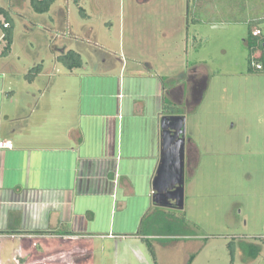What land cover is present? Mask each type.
<instances>
[{
	"label": "rangeland",
	"instance_id": "obj_1",
	"mask_svg": "<svg viewBox=\"0 0 264 264\" xmlns=\"http://www.w3.org/2000/svg\"><path fill=\"white\" fill-rule=\"evenodd\" d=\"M65 1L56 0L48 13L36 14L30 0H0L13 21L11 53L0 57L3 82L24 83L42 62L47 72L41 74L43 80L67 76L68 70L51 50L55 46L76 51L78 45L92 67L105 58L145 60L146 52L125 56L118 31L116 36L108 28L98 31L100 48L94 46L99 39L90 42L73 35L81 17L71 2L67 12ZM113 1L118 8V0ZM166 1L165 6L155 1L144 8L136 27L142 37L156 20L174 22L170 40L182 44L174 61L155 59L161 75L173 77L165 79V87L181 86L189 94L196 77L191 75L186 82V76L196 67L207 78L197 100L186 109H174L184 114L186 134L198 150L184 180L183 209L155 208L137 234L144 215L139 218L137 232L132 233L143 240L0 239V264H16L12 254L19 264H264V72L251 67L245 44L252 24L264 19V0H199V6L190 0L189 12L187 0ZM4 22L5 15L0 14V53L5 45ZM259 26L264 29V22ZM106 32L112 36L106 39L102 36ZM133 84L139 87V81ZM145 84L152 90L153 83ZM39 88L44 91V86ZM12 102L4 99L3 119L13 115Z\"/></svg>",
	"mask_w": 264,
	"mask_h": 264
},
{
	"label": "crops",
	"instance_id": "obj_2",
	"mask_svg": "<svg viewBox=\"0 0 264 264\" xmlns=\"http://www.w3.org/2000/svg\"><path fill=\"white\" fill-rule=\"evenodd\" d=\"M155 1L167 3L118 0L117 8L113 0H87L86 6L79 0L87 18L77 22L73 35L99 39L94 46L100 48L98 31L108 28L115 36L118 31L119 49L125 56L146 52L143 61L105 58L92 67L77 41L82 66L67 76L43 80L42 62L31 82L0 78V140L13 143L12 149H0V239L145 238L132 232H137L139 218L159 207L152 201V179L159 161L160 118L165 106L173 111L193 101L192 87L189 94L181 86L165 87V79L173 77L161 75L155 66L161 56L163 62H173L182 45L170 40L173 20H156L142 37L136 30L144 8ZM70 2L65 1L67 12ZM110 32L102 36L107 39ZM51 50L56 58L68 51L67 46ZM196 69L188 71L186 82L191 75L196 82L207 80ZM149 81L152 90L145 84ZM8 86L13 89L7 91ZM5 98L13 100L14 109L3 119Z\"/></svg>",
	"mask_w": 264,
	"mask_h": 264
},
{
	"label": "water",
	"instance_id": "obj_3",
	"mask_svg": "<svg viewBox=\"0 0 264 264\" xmlns=\"http://www.w3.org/2000/svg\"><path fill=\"white\" fill-rule=\"evenodd\" d=\"M184 116L160 118V152L152 179V201L159 207H168L169 200L176 207H184L185 135Z\"/></svg>",
	"mask_w": 264,
	"mask_h": 264
},
{
	"label": "trees",
	"instance_id": "obj_4",
	"mask_svg": "<svg viewBox=\"0 0 264 264\" xmlns=\"http://www.w3.org/2000/svg\"><path fill=\"white\" fill-rule=\"evenodd\" d=\"M55 1L56 0H30V6H31V9L34 13L45 14V13L49 12L51 6L55 3ZM73 4L77 8L79 16L83 19H86L87 16L84 12V9L80 6L79 0H73ZM188 12H189V10H188ZM0 14L5 15V21L8 23L7 28L3 27V29L5 30V33H4L2 38L5 42V45H4L2 52L0 53V57H7L11 51V45L13 43V33H12L13 32L12 31L13 30V21L10 18L8 12L1 7H0ZM262 22H264V19H261V20L259 19L258 21H256L255 24H252L249 35H248L247 39L245 40V44L249 50L250 56L256 50L255 46L257 45L256 40L254 38H252V36H251V32L255 28H258V27L261 28L259 25L262 24ZM259 47H261V46L259 45ZM57 61L59 63H61L68 71H73L75 69H79L82 66V59H81L80 55L73 50H68L66 53L60 54L57 57ZM261 61L262 62L264 61V53L261 57ZM41 71H42V64H39L30 70V73L31 72L32 73H31V75L26 77V79L29 82H31L35 77H37L41 73ZM257 72H264V70L257 71ZM168 108H172V107L165 106V110ZM152 214L153 213H150V212L144 214V216L142 217L141 224L139 226V230H138L137 234H140L142 232L141 230H142L144 224H146L152 218ZM191 260H192V257L190 258L189 262H191Z\"/></svg>",
	"mask_w": 264,
	"mask_h": 264
},
{
	"label": "flooded vegetation",
	"instance_id": "obj_5",
	"mask_svg": "<svg viewBox=\"0 0 264 264\" xmlns=\"http://www.w3.org/2000/svg\"><path fill=\"white\" fill-rule=\"evenodd\" d=\"M193 86H192V90H193V100H197V98H199V96H201V93L203 92V90L206 88V84L205 81L202 80L200 82H196L193 81ZM185 105L184 107L182 106H177L178 108L182 109H186ZM183 111V110H182ZM177 112V113H175ZM163 116H184L183 113H179L178 111H170L169 113L165 112V114ZM185 117V116H184ZM184 135H185V168H184V180L186 177V174L189 173L190 174V168L192 165V162H194V158L192 157V155L196 154L198 152L196 146L194 145V143L192 142V140L187 136L186 131H185V121H184ZM168 207H166L165 209L167 210H175L177 209L176 207V201L175 200H169L168 201Z\"/></svg>",
	"mask_w": 264,
	"mask_h": 264
},
{
	"label": "built area",
	"instance_id": "obj_6",
	"mask_svg": "<svg viewBox=\"0 0 264 264\" xmlns=\"http://www.w3.org/2000/svg\"><path fill=\"white\" fill-rule=\"evenodd\" d=\"M4 28L8 27V23L4 22ZM252 38L256 40V50L251 54V67L256 71L264 70V61H261V57L264 53V29L263 28H255L251 32ZM259 45L261 47H259ZM13 143L7 140H0V149H12ZM16 263H18L17 259H13Z\"/></svg>",
	"mask_w": 264,
	"mask_h": 264
}]
</instances>
